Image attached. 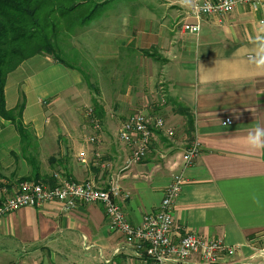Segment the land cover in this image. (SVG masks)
<instances>
[{"label":"crops","instance_id":"1","mask_svg":"<svg viewBox=\"0 0 264 264\" xmlns=\"http://www.w3.org/2000/svg\"><path fill=\"white\" fill-rule=\"evenodd\" d=\"M159 1L166 10L182 9V14L169 15L182 16V21L170 20L149 33L141 30V16L132 8L127 21L135 31L128 44L133 53H147L124 57H132L131 67L137 69L138 79L149 82L148 92L166 86L172 117L163 119L175 135L156 131L146 157L127 166L129 149L118 131L123 118L135 112L153 116L148 109L138 110L150 108L143 94L146 87L140 92L136 86H129L125 94L118 91L112 108L104 106L117 118H106L100 142L90 144L79 123L46 117V109L52 112L58 101L74 94L82 83L80 73L49 55H35L5 82L7 109L23 99L22 122L30 138L22 143L14 124L0 118V202L14 193L17 180L33 177L29 158H34L44 182L52 183L54 174L77 182L90 180L102 188L116 180L128 194L122 202L125 216L136 226L158 209L167 186L180 174L184 183L174 204V223L233 248L214 264H264V146H254L258 133L264 145V0L257 7L237 5L229 14L204 18L197 35L181 30L192 0ZM57 74L71 81L58 87ZM37 106L43 108L38 118L31 115ZM225 119L231 124L223 125ZM194 144L199 153L185 164L184 155ZM82 152L86 164L78 161ZM107 261L147 264L150 258L109 228L100 204L79 202L65 212L60 202L52 201L19 208L0 219V264ZM162 264L202 263L192 256L185 262Z\"/></svg>","mask_w":264,"mask_h":264},{"label":"built area","instance_id":"2","mask_svg":"<svg viewBox=\"0 0 264 264\" xmlns=\"http://www.w3.org/2000/svg\"><path fill=\"white\" fill-rule=\"evenodd\" d=\"M262 1L192 0V4L185 10L181 30L197 35L204 18L229 14L237 5L257 7ZM86 114L93 129V133L87 137V142L97 144L100 142L101 125L95 117L93 108H88ZM222 124L229 125L231 121L225 119ZM156 131H165L168 137L174 135V130L167 128L162 117L151 116L143 111L131 114L122 123L118 138L129 149L127 166L137 164L146 157ZM198 153V145L191 146L184 155L185 164L191 163ZM77 158L80 163H87L85 153L78 154ZM52 178V183L41 180L18 182L14 193L0 202V219L19 208H37L52 201L60 202L61 209L65 212L75 209L79 202L97 203L103 207L111 230L120 232L126 242L137 251L145 250L147 257L150 258L147 264H162L165 261L185 262L192 256H198L202 264H214L219 261L222 253L233 250L220 239H206L174 223V204L184 183V178L180 174L167 186L158 209L145 215L136 226L125 216L122 202L128 194L121 190L116 180L102 188L90 180L77 182L60 174H54ZM106 264L111 263L107 261Z\"/></svg>","mask_w":264,"mask_h":264},{"label":"rangeland","instance_id":"3","mask_svg":"<svg viewBox=\"0 0 264 264\" xmlns=\"http://www.w3.org/2000/svg\"><path fill=\"white\" fill-rule=\"evenodd\" d=\"M165 7L166 5H163L159 0H110L100 6L101 13L88 25L72 29L70 35L64 33L58 44L62 56L74 66L79 67L93 87H88L84 77L80 74L82 83L74 91V94L66 98L65 102L58 101L59 103L53 107L52 112H48L46 109V117L71 119L80 124V132L86 130L85 133L90 135L92 126L86 114L87 109L93 108L95 117L103 130L106 118L111 119V115L117 118L114 110L108 109V113H106L104 106L112 108L115 98L119 97L118 91L122 89V93L125 94L129 86H136L139 92L140 89H143L142 87H146L143 94L147 99L149 98L148 103L150 104L147 107L150 106V108L144 106L139 107L138 110L148 109L147 111H150L153 116L162 117L165 120L170 115L172 117L170 107L167 105L172 106L173 102L166 93V86L159 85L155 90L148 92L149 82L144 83L143 78L138 79L137 69L134 70L131 67L134 64L132 57L135 59L144 55L140 51L133 53L130 50L132 45L128 44L130 34L135 31L130 28L127 21L132 8H137L136 13L141 16V30L151 33L154 31V27H160L163 23L171 20L172 23L177 24L181 20L182 16L175 19H170V17H174L173 14H182V9L175 7L176 10L172 11L174 7H169L167 10ZM150 51L152 54L157 52L156 49H150ZM104 56L105 59H102ZM124 56L132 57L125 59ZM69 81H71L70 77L57 74L58 87H62ZM113 90L116 94L113 93ZM22 101L23 99L20 100V102ZM46 103L48 104V102ZM42 110V107L37 106L33 108L31 115L38 118L41 116ZM125 120L126 118H123L122 121L125 122ZM16 168L20 167L16 165Z\"/></svg>","mask_w":264,"mask_h":264},{"label":"trees","instance_id":"4","mask_svg":"<svg viewBox=\"0 0 264 264\" xmlns=\"http://www.w3.org/2000/svg\"><path fill=\"white\" fill-rule=\"evenodd\" d=\"M108 1L0 0V118L14 124L22 143L30 138L22 122L24 102L7 109L4 91L7 75L26 59L50 55L64 67L80 72L88 87H93L85 73L62 56L58 44L64 33L70 35L72 29L96 19L101 13L100 6ZM29 162L33 177L21 178L18 182L39 180L36 160L29 158Z\"/></svg>","mask_w":264,"mask_h":264},{"label":"clouds","instance_id":"5","mask_svg":"<svg viewBox=\"0 0 264 264\" xmlns=\"http://www.w3.org/2000/svg\"><path fill=\"white\" fill-rule=\"evenodd\" d=\"M259 137H260V134L258 133V134H257V137H256V142H255V144H254L255 147H261V146H264V145H261V144L259 143Z\"/></svg>","mask_w":264,"mask_h":264}]
</instances>
